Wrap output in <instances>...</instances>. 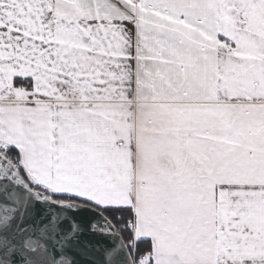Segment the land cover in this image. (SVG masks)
I'll use <instances>...</instances> for the list:
<instances>
[{
    "label": "snow or ice",
    "instance_id": "6c2138e0",
    "mask_svg": "<svg viewBox=\"0 0 264 264\" xmlns=\"http://www.w3.org/2000/svg\"><path fill=\"white\" fill-rule=\"evenodd\" d=\"M0 264H264V0H0Z\"/></svg>",
    "mask_w": 264,
    "mask_h": 264
}]
</instances>
